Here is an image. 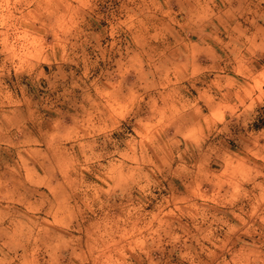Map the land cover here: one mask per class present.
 Wrapping results in <instances>:
<instances>
[{
    "label": "clouds",
    "instance_id": "obj_1",
    "mask_svg": "<svg viewBox=\"0 0 264 264\" xmlns=\"http://www.w3.org/2000/svg\"><path fill=\"white\" fill-rule=\"evenodd\" d=\"M0 264H264V0H0Z\"/></svg>",
    "mask_w": 264,
    "mask_h": 264
}]
</instances>
